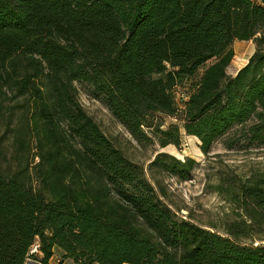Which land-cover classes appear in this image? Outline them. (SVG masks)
I'll return each mask as SVG.
<instances>
[{
	"label": "trees",
	"instance_id": "trees-1",
	"mask_svg": "<svg viewBox=\"0 0 264 264\" xmlns=\"http://www.w3.org/2000/svg\"><path fill=\"white\" fill-rule=\"evenodd\" d=\"M236 39L254 50L229 74ZM76 83L139 142L156 113L180 112L204 154L235 129L264 145V0H0V106L9 95L28 108L38 158L32 182L0 149V264H50L53 247L73 264H264V238L242 239L246 226L222 233L178 217L84 110ZM155 129L162 146L179 143L175 123ZM194 165L160 151L149 169L184 180ZM240 190L264 212V174Z\"/></svg>",
	"mask_w": 264,
	"mask_h": 264
},
{
	"label": "rangeland",
	"instance_id": "rangeland-1",
	"mask_svg": "<svg viewBox=\"0 0 264 264\" xmlns=\"http://www.w3.org/2000/svg\"><path fill=\"white\" fill-rule=\"evenodd\" d=\"M252 43L249 52L254 47V42ZM249 52H244V57ZM235 56H242V51L234 55L230 66L227 67L229 74L234 68ZM197 77L198 75H195L192 80L176 86L173 88L174 92L192 86ZM75 85L77 99L84 110L126 157L143 167L156 191L163 201L175 210L178 217L188 218L196 224L217 229L222 233L233 224L235 226L241 224L247 227L249 235L242 239L257 243L258 237L264 238V212H251L247 208L248 202L240 193L242 183L250 180L255 174H264V145L250 143L241 130L235 129L230 135L216 139L212 144V150L204 154L199 147L200 139L183 130L180 112L176 116L156 113L153 119L154 126L152 129L144 126L147 137L139 142L113 117L102 101L90 95L85 84ZM2 102L0 106L2 165L10 170L26 165L30 171L29 179L36 182L32 167L38 158L35 156L34 138L27 129L28 108H24L21 99L13 97L10 99L9 95H5L4 99L2 97ZM171 122L178 128L180 141L177 145L170 143L162 146L156 134V125L165 129ZM17 133L23 140V144L18 147L12 140ZM228 139L234 143L232 147L225 146L224 141ZM160 151L172 154L181 161L186 157L192 158L195 165L189 176L183 180L161 168L149 169V163ZM66 264H70L68 259Z\"/></svg>",
	"mask_w": 264,
	"mask_h": 264
},
{
	"label": "crops",
	"instance_id": "crops-1",
	"mask_svg": "<svg viewBox=\"0 0 264 264\" xmlns=\"http://www.w3.org/2000/svg\"><path fill=\"white\" fill-rule=\"evenodd\" d=\"M250 43H252V41H242V40H238L236 39L233 44V50L234 55H236L237 52L242 51V56H237L241 61L239 63H235L233 64L234 68L232 69L231 74H233V72H235V70H237L238 67H240L242 64H244L248 58L250 57V54L253 52L254 47H252V49L250 50V52L248 51L250 49ZM253 44V43H252ZM244 52H249L248 55L246 57H244ZM234 57V56H233ZM53 254L50 256L49 258V263L50 264H66V260L68 259L70 264H73L71 259H69L68 257H61L62 252L61 250H59L58 248H54L53 247ZM24 264H40V262L38 260H33V259H28L27 261H25ZM123 264V263H122ZM124 264H128V263H124Z\"/></svg>",
	"mask_w": 264,
	"mask_h": 264
},
{
	"label": "built area",
	"instance_id": "built-area-1",
	"mask_svg": "<svg viewBox=\"0 0 264 264\" xmlns=\"http://www.w3.org/2000/svg\"><path fill=\"white\" fill-rule=\"evenodd\" d=\"M238 60H240V59H239L237 56H235L234 64H235V63H236V64L239 63ZM247 61H248V60H247ZM247 61H246L244 64H242V65L244 66V65L247 63ZM242 65H241V66H242ZM241 66H240V67H241ZM238 68H239V67H238ZM238 68H237V69H238ZM236 71H237V70H236ZM236 71H235V72H236ZM235 72H234V73H235ZM37 250H38V244L35 242V244H33V245L31 246V248H30V250H29V253H35Z\"/></svg>",
	"mask_w": 264,
	"mask_h": 264
}]
</instances>
